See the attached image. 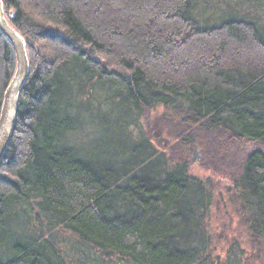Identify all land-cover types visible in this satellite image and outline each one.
Segmentation results:
<instances>
[{"label":"trees","instance_id":"obj_1","mask_svg":"<svg viewBox=\"0 0 264 264\" xmlns=\"http://www.w3.org/2000/svg\"><path fill=\"white\" fill-rule=\"evenodd\" d=\"M2 2L30 74L0 164V264H70L43 237L3 248L4 229L21 219L15 211L35 205L99 253L94 264H213L202 226L207 190L186 164L157 175L149 161L79 157L64 144L74 121L63 98L94 79L124 100L127 115L162 108L186 152L197 139L219 151L264 147V0L212 12L199 0ZM14 68L0 34V109ZM242 153L237 213L264 253V151Z\"/></svg>","mask_w":264,"mask_h":264},{"label":"rangeland","instance_id":"obj_2","mask_svg":"<svg viewBox=\"0 0 264 264\" xmlns=\"http://www.w3.org/2000/svg\"><path fill=\"white\" fill-rule=\"evenodd\" d=\"M199 2L204 3L205 12L229 9V6L246 10V5H250L252 8L251 0ZM108 85L94 79L85 80L76 82L66 92L63 104L73 118L74 129L65 136L64 144L75 149L79 157L96 163L149 161L147 170L157 175L186 164L188 175L207 190V207L202 214L203 231L208 242L206 256H211L209 259L213 264H264L263 251L253 243L248 228L237 213L242 202L238 188L240 153L257 147L264 151V147L238 144L235 149L219 151L204 146L197 139L198 143L186 152L175 133V126L168 128L162 123V108L149 111L144 116L127 115L124 100L118 98ZM194 153L197 155L192 163ZM184 159L188 162L185 163ZM22 210L15 211L21 219L4 229L3 248L24 244V237H43L66 256L70 264H94L90 256H101L82 244L68 228L57 224V220L39 211L36 205L29 211ZM7 234L9 237L6 239ZM13 235L20 238L11 239ZM99 264L105 262L100 261Z\"/></svg>","mask_w":264,"mask_h":264},{"label":"water","instance_id":"obj_3","mask_svg":"<svg viewBox=\"0 0 264 264\" xmlns=\"http://www.w3.org/2000/svg\"><path fill=\"white\" fill-rule=\"evenodd\" d=\"M0 34L12 47L15 56V68L4 91L0 109V164L10 144L17 113L18 99L27 81L30 68L23 37L13 28L5 17L3 2L0 0ZM196 153L193 154L194 163Z\"/></svg>","mask_w":264,"mask_h":264}]
</instances>
